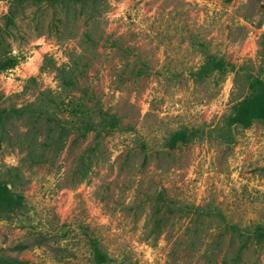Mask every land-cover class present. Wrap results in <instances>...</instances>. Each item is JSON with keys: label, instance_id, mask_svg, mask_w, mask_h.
<instances>
[{"label": "rangeland", "instance_id": "1", "mask_svg": "<svg viewBox=\"0 0 264 264\" xmlns=\"http://www.w3.org/2000/svg\"><path fill=\"white\" fill-rule=\"evenodd\" d=\"M257 76L264 0H0V257L264 264L223 224L264 223V122L224 127Z\"/></svg>", "mask_w": 264, "mask_h": 264}, {"label": "trees", "instance_id": "2", "mask_svg": "<svg viewBox=\"0 0 264 264\" xmlns=\"http://www.w3.org/2000/svg\"><path fill=\"white\" fill-rule=\"evenodd\" d=\"M18 3H25L27 1H41V0H16ZM55 1V0H51ZM79 1V0H77ZM225 59H217L211 56L200 69V74L205 73L206 76L215 70H224L226 66ZM250 93L237 101L232 106L231 113L225 118L224 127L231 130L232 127L249 128L254 122H264V79L261 77H254L249 84ZM6 109L0 104V121L4 120ZM231 131H225L223 136L228 137ZM190 132L188 129L178 130L172 134L169 139V145L174 146L177 143H182L190 140ZM12 193L8 186L0 183V200L11 198ZM7 210H0V218L2 213H7ZM227 230L230 231L231 239L238 237L241 241L239 251L247 248L252 242H264V223H257L250 227L241 228L237 224L231 222H224ZM92 253L94 260L98 264H105L109 261V255L103 251L101 242L98 238L91 240ZM0 264H24V262L16 259H8L0 257Z\"/></svg>", "mask_w": 264, "mask_h": 264}]
</instances>
